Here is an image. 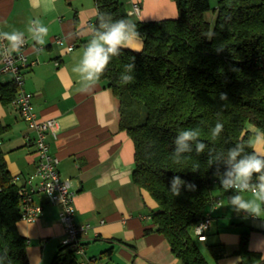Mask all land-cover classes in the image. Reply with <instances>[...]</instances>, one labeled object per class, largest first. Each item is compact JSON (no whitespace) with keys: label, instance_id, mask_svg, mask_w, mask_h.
Listing matches in <instances>:
<instances>
[{"label":"trees","instance_id":"1","mask_svg":"<svg viewBox=\"0 0 264 264\" xmlns=\"http://www.w3.org/2000/svg\"><path fill=\"white\" fill-rule=\"evenodd\" d=\"M98 12L114 19H130L121 0H94ZM177 16L161 21H134L144 36L139 53L122 51L113 57L100 81L117 102L118 129L134 145L132 183L153 203L150 217L180 264H208L192 237L193 227L204 218L220 188L204 154L175 164L173 139L185 128L199 127L200 139L217 151L252 138L249 126L264 131V0H218L216 18L205 21L210 0H175ZM131 20V19H130ZM97 23V18L93 24ZM215 31L208 40L205 34ZM135 57L136 77L123 85L119 75ZM15 82H0V103L11 104L18 92ZM224 93L227 100L221 101ZM220 122L224 130L213 141L210 129ZM10 126L0 121V144ZM246 151H255L249 147ZM256 152V151H255ZM0 147V264H30L28 241L17 227L21 217L19 187L7 170ZM199 163V169L192 171ZM223 172L224 165H219ZM173 175L194 183L195 191H168ZM217 184H214V181ZM235 194L234 192H225ZM61 247L51 264H78L72 250ZM214 258L223 247H209ZM236 254L239 264H258L261 256L248 250V233H241Z\"/></svg>","mask_w":264,"mask_h":264},{"label":"crops","instance_id":"2","mask_svg":"<svg viewBox=\"0 0 264 264\" xmlns=\"http://www.w3.org/2000/svg\"><path fill=\"white\" fill-rule=\"evenodd\" d=\"M121 1L132 21L158 22L177 16L172 0ZM134 3L140 8L137 14L130 12ZM216 4L204 14L211 26ZM97 12L94 0H56L54 11H48L40 0H0V31L26 34L25 54L35 64L22 73V89L32 94L40 119L56 121L55 136L48 134L47 143L58 160L60 177L75 191L74 223L88 226L83 236L84 256L98 258L102 264H179L166 239L155 232L150 217L155 206L130 179L134 145L118 129L115 98L100 80L87 92L77 91L79 76L70 75L79 63L78 53L89 39L87 27L94 23ZM33 19L49 29L43 46L35 45L27 32ZM69 46L73 47L70 51ZM39 47L43 51L37 54ZM9 80L5 76L0 82ZM17 113L11 105L0 103V121L10 126L0 147L9 173L24 179L34 171L38 157L34 133ZM248 129L252 136L257 132L254 127ZM253 147L257 153L264 151V146ZM230 195L213 189L205 213L210 217L206 240L198 241L193 231L192 237L208 264H239L240 235L248 233V250L260 254L258 264H264V215L257 218L233 212L227 205ZM33 203L42 211L32 222L20 219L17 227L28 241L29 263L44 264L62 247L64 229L58 206L47 204L42 194L34 195ZM212 245L222 246L224 255L214 258L209 250ZM75 258L78 261L81 256Z\"/></svg>","mask_w":264,"mask_h":264},{"label":"clouds","instance_id":"3","mask_svg":"<svg viewBox=\"0 0 264 264\" xmlns=\"http://www.w3.org/2000/svg\"><path fill=\"white\" fill-rule=\"evenodd\" d=\"M48 11H54L56 0H40ZM89 39L78 53L79 63L74 66L70 75L79 76V92H87L93 89L104 74L113 57H119L124 50L129 52H141L144 46V36L138 30L137 23L127 19H114L108 13L97 12V23L87 27ZM27 32L35 45L43 46L49 29L38 20L28 22ZM216 36L215 31L205 34L208 40ZM26 34L21 30L0 31V43L4 47L0 49V55L8 57L11 53H20L26 44ZM43 51L42 47L35 50L37 54ZM133 62L125 64L119 75V81L123 85L132 84L136 77L134 75L136 65ZM77 82V81H76ZM221 101L227 100L224 93L220 94ZM224 130V125L217 122L210 129L211 139L215 141ZM201 130L199 127L185 128L180 130L173 139L172 160L175 164L190 159L186 154L195 152L196 156L205 153L207 149L208 167L215 165L213 175L219 180L220 188L225 192H234L228 197V206L237 213L260 218L264 215V151H246L253 145L264 146V131H257L248 143L239 142L226 151H217L201 141ZM224 165L221 172L219 165ZM197 163L192 171L199 169ZM196 185L182 179L179 175H173L169 180L168 191L173 197L181 195V190L195 191ZM249 193L250 196L241 195Z\"/></svg>","mask_w":264,"mask_h":264},{"label":"built area","instance_id":"4","mask_svg":"<svg viewBox=\"0 0 264 264\" xmlns=\"http://www.w3.org/2000/svg\"><path fill=\"white\" fill-rule=\"evenodd\" d=\"M175 1V0H172ZM139 5H132L131 13H139ZM56 42L62 43L60 39ZM4 47L0 43V49ZM27 42L20 53H11L8 57L0 55V81L2 77L9 76L10 82H15L18 92L11 102V106L18 112L26 123L28 129L34 133L33 144L35 146L38 161L34 171L20 179L19 176L13 177V181L19 187L21 196V220L32 222L42 211L41 206L33 203V196L42 194L47 204L59 207V218L63 225V238L61 246L72 250L75 256H81L78 264H102L98 258H89L84 256L85 240L83 238L88 230V226H80L75 222L74 194L70 182L63 180L58 171V160L51 154L47 143V135L55 136L56 121L54 119H40L34 111L31 99L32 94L22 89V73L33 66L35 62L29 61L25 50ZM69 51L72 46L67 48ZM218 182L215 180L214 184ZM218 203V202H217ZM210 217L205 215L204 218L193 227V235L198 241L206 240V233L209 228Z\"/></svg>","mask_w":264,"mask_h":264},{"label":"rangeland","instance_id":"5","mask_svg":"<svg viewBox=\"0 0 264 264\" xmlns=\"http://www.w3.org/2000/svg\"><path fill=\"white\" fill-rule=\"evenodd\" d=\"M217 1L218 0H210V5H211V8L213 7V5H214V3L216 2L217 3ZM242 194H247L248 196H250V194L249 193H242ZM241 194V195H242ZM196 241V240H195ZM69 253V249L68 248H64V250L62 251V254H64V255H67ZM54 257V256H53ZM53 257L50 259V260H48V261H46L44 264H51V262H52V259H53ZM77 257V256H76ZM209 258V257H208ZM211 258V257H210ZM180 264V263H179Z\"/></svg>","mask_w":264,"mask_h":264}]
</instances>
